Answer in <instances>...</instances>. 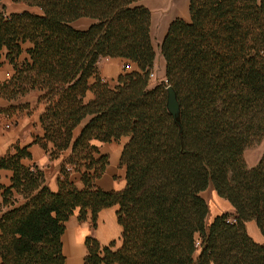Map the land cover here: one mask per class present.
Here are the masks:
<instances>
[{
	"label": "trees",
	"instance_id": "1",
	"mask_svg": "<svg viewBox=\"0 0 264 264\" xmlns=\"http://www.w3.org/2000/svg\"><path fill=\"white\" fill-rule=\"evenodd\" d=\"M11 1L28 9L7 14L0 0V66L12 69L0 98L37 93L43 135L32 143L51 160L69 153L56 192L36 165H22L28 146L0 157L11 172L0 185V264H65L69 218L89 213L95 227L112 206L120 246L88 236L83 264H264V245L245 228L253 221L264 238V151L253 166L244 160L264 138V0H188L189 21L173 19L159 45L164 78L155 84L151 12L141 0ZM80 18L92 24L74 29ZM101 58L136 70L124 67L111 87L99 76ZM167 87L180 105V135ZM121 138L125 187L106 192L94 182L107 159L91 142ZM208 188L233 209L209 224Z\"/></svg>",
	"mask_w": 264,
	"mask_h": 264
},
{
	"label": "crops",
	"instance_id": "2",
	"mask_svg": "<svg viewBox=\"0 0 264 264\" xmlns=\"http://www.w3.org/2000/svg\"><path fill=\"white\" fill-rule=\"evenodd\" d=\"M168 1L175 4V0ZM182 1L185 3L186 0ZM1 2L5 5V11L7 14L18 13L28 9L23 4H13L11 0H1ZM139 4L151 10L154 7H161L162 0H141ZM176 10L177 9H175L174 12H176ZM32 11L38 12V10L35 9ZM178 13L177 17L186 22L189 21V15L188 13H185L184 10L183 12ZM91 24V19L80 18L74 21L71 26L77 30H85ZM163 25V28L161 27L162 30H160L161 38L164 37L166 32V25ZM152 27L153 20L151 18V38L153 37ZM27 47V44L24 45V49ZM25 57L26 55L23 54L22 58ZM124 67L127 71L136 70L134 65L124 59L101 58L98 62L99 76L103 82L113 87L116 84L118 76L122 74ZM11 74L12 69L10 65L4 62L0 66V83L8 80ZM91 98L92 95L88 93L85 100L89 101ZM41 113L42 106L38 105L37 93L35 92H31L12 101H6L0 98V115H2V119L0 120V157L5 155L12 146H28L30 159H23L21 162L22 165H36L44 173L48 189L51 192H56L58 188L57 177L59 174V165L62 160L67 157L69 152H65L59 158L51 160L48 153H46L39 145L32 143L34 138L41 137L43 135V130L39 123ZM126 141L127 138H121L118 142L111 143H101L95 140L91 142V144L98 149V152L101 155L106 156L107 159V165L104 173L94 182V185L97 188L106 192H119L124 189L126 183L125 169L124 167L119 166V161L122 147ZM10 177V171L0 170V185L9 186ZM71 180L78 189L82 188V183L78 173H72ZM212 197V204L208 206L209 212H212V215H210L208 223L211 222L215 216L223 213H233V209L230 204L224 199L219 198L213 190ZM116 210L117 206L100 210L97 214L95 227L91 226L89 213L87 214L86 220L83 222H79L77 220V213L69 218L66 222L65 231L62 236L63 252L66 251L67 253L65 254L64 252V254L68 256L66 257V260L68 261H66L65 264H82V259L86 253L84 240L88 236L94 238L101 247L108 246L110 242L113 241L118 242L121 236V227L116 219ZM64 244H66V246ZM70 244H73L76 249L73 255H70Z\"/></svg>",
	"mask_w": 264,
	"mask_h": 264
},
{
	"label": "rangeland",
	"instance_id": "3",
	"mask_svg": "<svg viewBox=\"0 0 264 264\" xmlns=\"http://www.w3.org/2000/svg\"><path fill=\"white\" fill-rule=\"evenodd\" d=\"M174 3L175 4H173L172 2H169L168 0H162L161 7H154L150 10L151 15H152L151 18L153 20V27H152V31H153L152 39L153 40H152V43H153V47H154V51H155L154 65L151 69V73L153 74V77L152 78L149 77L151 84L158 83L161 80H163V78H164V61H163V59L160 55V52H159V45L163 39V38H161L160 30H162V28L164 26L163 24L166 25V31H167L168 24L173 19L179 18V17H177L179 14L178 12L181 13L184 10L185 13H188V0H186L185 3H183L182 0H175ZM13 4L18 5V3H13ZM175 9H177L179 11L176 10V12H174ZM263 151H264V138L259 144L253 145L250 148L245 150L244 160H245L246 164L248 166H253L258 161V159L260 158ZM202 198L205 200V202L207 203L208 206L210 204H212V199H213L212 189L208 188L207 190H205L202 193ZM227 214H229V213H227ZM210 215H212V212L208 213V216L206 219L207 224L210 223V222L208 223ZM245 228H246L247 234L256 243L264 245V238L261 236L258 228L256 227V225L253 221L247 222L245 225ZM113 242H114V247H113L114 249L120 246V238H119L118 242H115V241H113ZM84 247L86 249L85 244H84ZM86 253H87V249H86ZM86 253H85V255H86ZM85 255H84V257H85ZM64 256H65V259H67L66 257H68V256H66L65 254H64ZM84 257L82 259V264H83ZM66 261H68V260H66Z\"/></svg>",
	"mask_w": 264,
	"mask_h": 264
},
{
	"label": "water",
	"instance_id": "4",
	"mask_svg": "<svg viewBox=\"0 0 264 264\" xmlns=\"http://www.w3.org/2000/svg\"><path fill=\"white\" fill-rule=\"evenodd\" d=\"M166 109L170 114L172 121L178 128V134L182 132V125L180 119V105L177 99V94L172 87L166 88Z\"/></svg>",
	"mask_w": 264,
	"mask_h": 264
},
{
	"label": "bare ground",
	"instance_id": "5",
	"mask_svg": "<svg viewBox=\"0 0 264 264\" xmlns=\"http://www.w3.org/2000/svg\"><path fill=\"white\" fill-rule=\"evenodd\" d=\"M67 235H68V233H67ZM65 241V240H64ZM69 241V240H68ZM65 246H66V244H64ZM68 246V245H67ZM67 249V248H66ZM70 255H73L74 253H75V251H76V249H75V246L73 245V244H70ZM65 252V254L67 253L66 251H64ZM69 255V254H68Z\"/></svg>",
	"mask_w": 264,
	"mask_h": 264
},
{
	"label": "built area",
	"instance_id": "6",
	"mask_svg": "<svg viewBox=\"0 0 264 264\" xmlns=\"http://www.w3.org/2000/svg\"><path fill=\"white\" fill-rule=\"evenodd\" d=\"M149 77L152 78V77H153V74L151 73V74L149 75ZM1 119H2V115H0V120H1ZM6 127H8V126H6ZM227 221H228V222H231V223L235 222V220H234L233 218H229Z\"/></svg>",
	"mask_w": 264,
	"mask_h": 264
}]
</instances>
